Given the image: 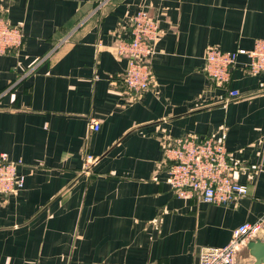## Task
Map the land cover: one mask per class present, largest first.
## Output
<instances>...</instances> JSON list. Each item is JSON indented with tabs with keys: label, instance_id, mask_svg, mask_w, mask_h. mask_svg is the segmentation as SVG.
<instances>
[{
	"label": "crops",
	"instance_id": "1",
	"mask_svg": "<svg viewBox=\"0 0 264 264\" xmlns=\"http://www.w3.org/2000/svg\"><path fill=\"white\" fill-rule=\"evenodd\" d=\"M141 10L161 35L155 85L136 96L117 45ZM0 16L25 36L0 56V158L25 178L0 195V264H199L264 216V74L241 57L230 84L241 98L220 104L228 91L204 60L264 40V0H0ZM187 136H223L248 187L237 204L178 197L163 171L153 179L163 142ZM240 259L255 264L249 250Z\"/></svg>",
	"mask_w": 264,
	"mask_h": 264
},
{
	"label": "built area",
	"instance_id": "2",
	"mask_svg": "<svg viewBox=\"0 0 264 264\" xmlns=\"http://www.w3.org/2000/svg\"><path fill=\"white\" fill-rule=\"evenodd\" d=\"M130 38L121 40L117 53L128 59L124 84L131 94L142 96L155 85L150 61L157 54L161 35L159 22L148 12L138 11L131 17ZM23 30L0 16V56L18 53L24 46ZM241 57H247L250 74H264V40H258L252 50L239 48L224 52L211 47L205 53V72L210 80L228 91L227 97L217 103L227 104L241 98L239 91L231 89L232 72ZM89 128L99 132L101 122L91 120ZM163 161L153 178L160 182V171L165 172V182L178 197H197L211 205L230 206L248 194V187L235 177L237 166L232 161L224 138L187 136L163 142ZM89 159H93L89 157ZM20 162L7 156L0 158V195L11 196L24 187L25 178L18 174ZM162 169V170H161ZM264 241V216L237 228L230 242L221 248H207L199 264H245L240 255L248 250L251 242Z\"/></svg>",
	"mask_w": 264,
	"mask_h": 264
},
{
	"label": "water",
	"instance_id": "3",
	"mask_svg": "<svg viewBox=\"0 0 264 264\" xmlns=\"http://www.w3.org/2000/svg\"><path fill=\"white\" fill-rule=\"evenodd\" d=\"M255 259V264H264V241L251 242L248 246Z\"/></svg>",
	"mask_w": 264,
	"mask_h": 264
}]
</instances>
